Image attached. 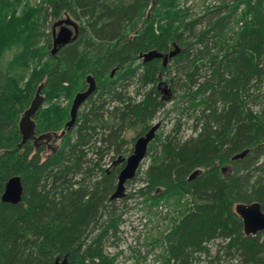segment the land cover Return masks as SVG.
Wrapping results in <instances>:
<instances>
[{
    "label": "trees",
    "instance_id": "obj_1",
    "mask_svg": "<svg viewBox=\"0 0 264 264\" xmlns=\"http://www.w3.org/2000/svg\"><path fill=\"white\" fill-rule=\"evenodd\" d=\"M180 1L39 0L19 10L22 0H0V51L14 48L9 62L0 56V264H119L124 252L110 249L120 246L133 198L154 223L128 248L134 264L150 256V264H264V232L246 235L235 212L240 203L264 212V0H205L199 13ZM67 17L79 37L53 56L48 24ZM176 47L166 67L141 57ZM88 76L97 89L67 130ZM133 83L144 91L139 102L128 93ZM40 84L48 107L36 131L61 134L48 156L46 146H19ZM162 111L171 128L158 130L126 184L140 186L111 200L123 168L113 162L132 153ZM14 176L23 198L5 203Z\"/></svg>",
    "mask_w": 264,
    "mask_h": 264
},
{
    "label": "water",
    "instance_id": "obj_2",
    "mask_svg": "<svg viewBox=\"0 0 264 264\" xmlns=\"http://www.w3.org/2000/svg\"><path fill=\"white\" fill-rule=\"evenodd\" d=\"M59 28V30H58ZM79 24L71 17L61 19L53 24V50L52 53H56L62 47L67 46L70 43L75 42L79 37ZM58 30V31H57ZM179 52L176 47L168 54H162L157 51H151L142 54L143 62L150 61L152 59H162L163 64L166 67L169 59H172ZM112 73L111 76H114ZM88 89L83 92H79L72 104L70 111V120L67 122V130H71L76 122L78 116V110L80 106L92 95L96 89V80L93 76L87 77ZM40 88L36 94L35 100L32 102L30 108L22 116L19 123V128L22 133L21 146L29 138L34 129L33 115L37 112L40 104ZM168 93V90L166 91ZM161 127V123H155L152 128L146 133V135L139 137L134 145L133 153L126 159V164L118 175L117 187L111 200L122 199L126 195V184L131 181L137 175L142 163L146 160L148 147L150 143L155 139L158 130ZM248 150L237 154L233 160L241 159L246 156ZM226 169V168H225ZM224 169V170H225ZM196 176V172L190 177V180ZM23 184L19 176H14L6 183L5 191L2 195V201L10 204H18L23 198ZM235 212L240 216L243 222L244 233L248 236H255L259 232H264V212L261 209L259 203L244 204L240 203L235 206ZM56 264H69L67 259L63 261H56Z\"/></svg>",
    "mask_w": 264,
    "mask_h": 264
},
{
    "label": "rangeland",
    "instance_id": "obj_3",
    "mask_svg": "<svg viewBox=\"0 0 264 264\" xmlns=\"http://www.w3.org/2000/svg\"><path fill=\"white\" fill-rule=\"evenodd\" d=\"M204 1L205 0H188V1L187 0H181L179 3L181 5H185V6H191V10L195 11V13H199L202 11V3ZM231 1L232 0H229L228 4ZM38 2H39V0H22V3L20 5L19 10H22L25 7H36ZM217 2H218V0H207L204 3V6L214 5ZM51 27H52L51 23L48 24V28H47L48 30L46 32L49 35L51 34V30H52ZM156 28H157V26H156ZM43 44L44 43H42L41 45H43ZM13 54H14V48H11L8 50L4 49L3 51H0V56L3 58L5 63L9 62L11 60V58H13ZM46 61H47V59H46ZM45 62L42 61L41 63L35 64L34 69L33 68L30 69L31 71L33 70L31 72V74H33L34 70H36V69L42 70V67L45 64ZM29 80H30V78L28 77L24 82L28 83ZM161 88L166 90V91L169 89V87L167 85H165L164 83L162 84ZM137 90H138V87H136V85L134 83L132 85H129V87H128L129 95L136 98L137 102H139L141 100L142 93L144 91L142 89V91L137 93ZM162 94H163V97L168 98V93L164 92ZM65 104H66V102L63 103V105H65ZM171 106H172V103H169V101H168L166 109L170 108ZM153 123H161L160 132H163L164 134L170 130L171 125H172V122L167 117H165V111H162L157 116L156 120ZM190 134H191V132L187 131L185 136H189ZM126 136L129 140H131L133 137L136 136V134H135L134 130L132 129L131 131L129 130L126 133ZM132 146L133 145H130V148H132ZM147 162H149V161H147ZM143 169H145V167ZM139 186H140V183H134L132 185H127L126 186V193L127 194H135V191L138 189ZM139 202H140V198H138V199L133 198V199L129 200V206L132 209H134V208L135 209L133 211H131L132 209H130L131 212L129 211L128 213H126L124 215V219L126 220V223H124V225L122 226V230L124 231V233L122 234V238L120 239V241H118L120 246L117 248L112 247L110 249L111 252H116L118 250H122L124 252L123 256L120 257L119 264H134L135 263V260L130 259L131 254H130V251H128L129 250L128 248L130 245L135 246V243H140V244L143 243L145 236L147 235L149 230L154 225V223L150 222L148 220V218H145V208H143L141 204L139 205L138 204ZM159 210L163 211V212H167L168 208L162 206L161 208H159ZM138 236H141L139 238V240L137 239ZM214 250H215V248H214ZM141 252H142V254L145 253L144 248L141 249ZM152 257L153 256L149 257L147 264L151 263ZM202 258H204V257L202 256ZM196 264H207V263L203 262L201 259V261L196 263Z\"/></svg>",
    "mask_w": 264,
    "mask_h": 264
},
{
    "label": "flooded vegetation",
    "instance_id": "obj_4",
    "mask_svg": "<svg viewBox=\"0 0 264 264\" xmlns=\"http://www.w3.org/2000/svg\"><path fill=\"white\" fill-rule=\"evenodd\" d=\"M58 30H59V28H58ZM58 30H57V31H58ZM53 33H54V31H53V27H52V36H53ZM52 50H53V42H52V48H51V55L56 56V55L58 54V52H59V50H58L56 53H52ZM140 59H141V57H140ZM164 84H165V83H164ZM43 85H44V84H40V87H39V88H40V91H39V93H40V96H39V99H40L39 108H38L37 112H36V113L33 115V117H32L35 126H34V129H33L32 133H31V135H30V138H29L26 142H32V144H33L36 148H39V147H42V146H46V149L48 150V153H47L46 156H48V155L50 154L49 152H54V151L56 150V145L54 144L53 140H54L55 138L60 137L61 134H57V133H55V132H43V133H41V134H38L37 131H36V117H37V113H38V111H39L40 109L45 108L46 106L48 107L47 96L43 93ZM165 85H166V84H165ZM161 86H162V85H161ZM161 86H159L160 89H161L163 92L166 93V90L162 89ZM87 89H88V84H87V78H86V87H85V90H83V91H86ZM96 89H97V84H96ZM96 89H95V91H96ZM83 91H81V92H83ZM95 91H94V92H95ZM168 91H169V89H168ZM37 92H38V90L36 91V94H37ZM94 92H93V93H94ZM78 93H79V92H78ZM78 93H77V94H78ZM36 94H35V97H34L33 101H34L35 98H36ZM77 94H76V95H77ZM76 95H75V97H76ZM75 97H74V99H75ZM74 99H73V101H74ZM33 101H32V102H33ZM86 101H87V100H86ZM86 101H85V102H86ZM32 102H31V104H32ZM85 102H84V103H85ZM54 103H57V100H56V99H55ZM84 103L80 106V108H79V110H78V114H79V112L82 110ZM31 104H30V106H31ZM72 104H73V102H72ZM72 104H71V107H72ZM30 106L25 110V112L30 108ZM70 111H71V109H70ZM25 112H24V114H25ZM24 114H23V115H24ZM77 118H78V117H77ZM144 135H146V134H144ZM144 135H142V136H144ZM142 136H139V137H142ZM139 137H136V138H135V141H134L133 144H132V145H133V146H132L133 149H134V145H135V143H136V140H137ZM132 153H133V151H132ZM132 153H130L128 156H125V157H121V158H119L118 160H116L115 162H113V164H117V163H119V164H121V165L124 167L125 164H126V159H127Z\"/></svg>",
    "mask_w": 264,
    "mask_h": 264
},
{
    "label": "bare ground",
    "instance_id": "obj_5",
    "mask_svg": "<svg viewBox=\"0 0 264 264\" xmlns=\"http://www.w3.org/2000/svg\"><path fill=\"white\" fill-rule=\"evenodd\" d=\"M22 146V145H21Z\"/></svg>",
    "mask_w": 264,
    "mask_h": 264
}]
</instances>
